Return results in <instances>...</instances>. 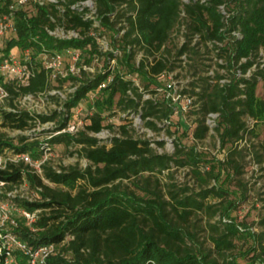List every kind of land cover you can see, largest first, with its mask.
Returning a JSON list of instances; mask_svg holds the SVG:
<instances>
[{"label": "trees", "instance_id": "1", "mask_svg": "<svg viewBox=\"0 0 264 264\" xmlns=\"http://www.w3.org/2000/svg\"><path fill=\"white\" fill-rule=\"evenodd\" d=\"M28 1L30 10L22 4L15 5L14 0H0V16L10 17L14 32L0 48V62L15 47L22 54L24 51L29 54L23 61L29 70L25 81L7 79L0 74V85L7 93L0 100V124L17 130L46 122L52 125L41 139L0 133V155L9 151L14 157L0 167V181L7 189L3 196L20 210L35 212L32 222L28 223L21 214L8 223L10 231L1 229L12 233L25 246V249L10 250V264H32V259L33 264H219L187 242L194 234L181 228L178 222L185 223L200 211L209 213V218L222 212L220 203L207 204L204 200L226 193L218 185L222 173L220 182L224 183L241 172L235 157L241 151L235 144L245 133L255 136L245 118L257 121L264 117V96L256 95L258 80L264 83V65L255 59L260 49L264 52V0H189L186 3L181 0H93L92 17L86 16L90 9L81 5L85 0H60L58 7ZM221 5L227 17L221 13ZM56 27L76 31L78 36L61 38L50 34ZM96 27L112 33L110 50L100 49L92 33ZM175 30L183 36L179 45L172 44L171 35ZM201 47L223 59V64H217L228 75L212 76L205 69L200 71ZM67 50H78L79 56H84L85 65L102 56L103 68L92 75L82 66L77 73L56 74L59 84L54 86L50 80L51 69L45 67L41 55L62 56ZM138 53L141 56L137 61ZM183 55L186 59L181 58ZM110 60L115 61L112 68ZM184 60L191 70V79L182 92L196 96L199 101L192 136L198 140L204 138L209 130L206 115L216 112L218 118L213 128L220 145L230 144L225 158L217 161L220 164L217 171L212 166L202 171L207 160L195 145H184L176 138L172 153H157L148 138L133 136L126 125H119L107 143L90 135L105 126L114 130L113 124H103L106 116L103 112L111 114L114 109L139 114L145 127L159 130L157 121H170L174 112L170 100L153 96L155 88L161 86L159 76L173 71L175 62ZM253 64L256 69L246 76ZM108 75L111 80L99 88ZM133 75L142 79V90L131 77L126 78ZM221 79L227 81L220 82ZM66 80L76 87L58 103L59 108L35 113L19 105L23 96L47 93ZM92 92L100 95L88 107L92 109L85 117L88 122L80 129L69 131L72 109ZM104 92H107L105 98L101 97ZM145 92L151 97L144 98ZM48 97L58 102L57 95ZM155 143L162 146L164 141ZM56 145L75 148L70 153L84 157L87 166L60 164L55 168L45 154ZM260 149L264 152L263 143ZM21 154H26L30 161L15 158ZM254 156L256 162H264L258 151ZM33 162H39L38 170ZM173 166L187 167L201 185L210 180L215 184L191 194L187 193L188 187L163 183V172L171 174ZM23 182L36 197L6 195ZM219 223L222 228L217 223L210 225L215 230L210 240L214 251L221 256L234 247L232 239L239 227L221 219ZM248 234L259 244L264 236V232L248 231ZM2 243L0 239V248ZM48 246L52 248L46 255L34 257L36 251ZM249 250L254 251L253 260L260 257V252L264 255L263 246L260 252H255L254 246ZM6 258L1 250L0 264ZM225 263L236 264L232 255Z\"/></svg>", "mask_w": 264, "mask_h": 264}, {"label": "rangeland", "instance_id": "2", "mask_svg": "<svg viewBox=\"0 0 264 264\" xmlns=\"http://www.w3.org/2000/svg\"><path fill=\"white\" fill-rule=\"evenodd\" d=\"M14 1L15 5L19 3V0ZM22 5L27 10L31 9V4L28 0H25ZM83 5L89 6L90 8H93L94 6L92 0L85 1ZM1 23L4 25V29L0 32V48H2L5 41L14 34L11 19L4 18ZM97 24L98 23L96 22L95 26H97ZM180 29L183 31L182 28ZM53 33L61 37L73 35L72 31H65L61 27H56ZM92 33L96 36L98 45L102 51L110 50L112 48L113 36L110 31L96 27V30H93ZM118 35H120V33ZM171 36L173 45H179L183 40V36L178 30H175ZM210 46L211 45L209 44V47ZM200 52L203 53L198 61L200 71L201 69H205L207 70V74L212 76H214L215 73L227 74L225 69L218 66L217 63L223 64L224 61L222 58H217L215 52L212 50L207 52V50L202 47ZM78 53V50H76L75 53L67 52L58 58H53L47 54L41 55L44 65L51 67L50 80L52 85L56 86L59 84L55 80L56 74L64 76L67 71H70V69L78 72L79 67L82 66L90 75H92L103 68L104 57L96 56L91 61L90 65H85L83 62L84 56L80 55L77 60L76 56ZM172 53H174V51ZM140 56L141 54L138 53L136 56L137 61ZM10 57H12L16 64H18L16 72L8 73L6 70L0 69V74L4 75L7 79L16 78L21 82L25 81L26 73L24 72L26 71L23 66L24 60L22 52L18 48H13L10 51ZM181 58L186 59L185 55L181 56ZM255 59L261 66L264 65V52L262 49H260L258 54L255 55ZM242 61H244V59ZM187 63L186 60L175 62L176 67L173 71L159 76L161 85H165L167 81L173 80L179 89L186 87L187 82L191 79V70ZM114 64V60L109 61L111 68ZM255 69L256 64H253L246 73V76H249ZM128 77H131L135 84L140 87V90H142V79L139 76H126V78ZM60 85L59 88H52L47 93H42L37 96L30 95L22 97L19 100V105L35 113L49 112L54 108H59L60 106H58V103L66 99L68 94L76 87L70 80H66ZM48 95H57L58 102H53ZM98 95H100L98 92L90 93L86 99L81 100L80 103L72 109L69 127H73L72 129L74 131L80 129L84 123L88 122L85 117L92 111V109H89L88 107ZM147 95L150 94L147 92L143 93V97H146ZM256 95L258 98L264 96V83L261 80H258ZM106 96L107 92L101 94V97L105 98ZM162 97V92L154 95V98L156 99H161ZM116 99L117 97L114 98V101H116ZM193 101L194 105L186 110L174 109L173 114L170 116V121H157V127L159 130L155 131L145 127L144 121L139 114L134 112H121L117 109H114L111 114H108L109 112L105 111L103 112L106 115L103 124H113L114 130L110 131L105 126L97 133L90 132V135L97 137L102 143H107L108 139L119 130V125H126L131 129L130 133L133 136L148 138L151 142L150 145L157 153H172L174 150V143L176 139H178L180 143L184 145H195L196 150L207 160L204 167L202 166V171L209 170L211 166L214 167V171H217L220 167V164L217 161L225 158L226 150L230 144L221 147L214 128L209 129L207 135L200 140L195 139L192 136L191 133L195 126V112L199 108V101H197L196 96H193ZM1 104L6 106V102H2ZM245 121L248 128H253L255 136L245 133L244 138L235 144V146L241 151L239 154L235 155L238 163L242 167L241 172L239 174H234L231 180H226L224 183L220 182L224 177V174L222 173L218 185H221L226 193L223 194L222 197L208 196L204 200L207 204L215 203V205H219L220 203L222 212H217L214 216L209 218V213L200 211L193 213L188 218L187 222H178L181 228L194 234V236L186 239L188 240L187 242L200 254L208 253L209 257L215 258L219 264H226L225 260L230 259L231 255L236 264H264V255H261L260 252V247H264V236L259 244L258 242H254L250 234H248V231L252 233L264 232V162H256L254 156V152L258 151V153L262 154L264 159V152L260 149V145L262 143L264 144V117H261L257 121L246 117ZM51 125L52 122H46L44 124H36V126L30 129L17 130L4 127L0 124V133H3L8 137H17L18 135L23 134L29 137L37 136L41 139L46 136L45 130L50 128ZM167 130L170 131V134L167 133ZM156 140H163V145L158 146L155 143ZM74 149L75 148L73 147L66 149L62 145H56L50 152H46L45 155L55 168L59 167L60 164H76L79 168L86 167L88 161L84 157L78 156L76 153H70V151H73ZM13 158V155L9 151H6L4 155L0 156V161L3 164L7 159ZM32 165L38 170L36 162H33ZM170 171H172L171 174H167L166 170L163 172L162 182L165 184L172 183L179 188L188 187L187 193L192 194L198 192L201 188H208L215 184L213 180H210L201 185L193 177L187 167L177 168L173 166ZM0 190V200L7 206L6 217H0V225H2V229L10 231L8 223L11 222V220L18 218L21 213L20 209L13 205L10 199L4 198L3 195L7 189L3 186ZM15 194L29 199L36 197L35 192L29 188L25 182L6 193L7 196ZM222 213L226 214L223 215ZM220 219L224 223L233 222L239 227L238 234L232 239L234 247L225 251L224 255L221 256L214 251L213 243L210 240V236L215 233V230L210 225L217 223L219 227L222 228V225L219 223ZM251 246L255 247V252H260V257H257L255 260L252 258L254 251L249 250ZM42 256L43 253L38 252L34 257L41 258ZM11 260L12 258H9V261Z\"/></svg>", "mask_w": 264, "mask_h": 264}, {"label": "built area", "instance_id": "3", "mask_svg": "<svg viewBox=\"0 0 264 264\" xmlns=\"http://www.w3.org/2000/svg\"><path fill=\"white\" fill-rule=\"evenodd\" d=\"M25 0H19L18 4H22ZM33 2H37L39 4H44V3H51V4H55L57 7L59 6L58 3L60 0H32ZM87 1V0H85ZM81 2V5L82 6H86V5H83V3L85 2ZM93 1V0H92ZM182 2L186 3L188 2L189 0H181ZM203 1V0H201ZM94 5V4H93ZM76 5H72V7H74ZM90 9L89 13L86 15L87 17H92V14L94 12V6L93 8H90L89 6H86ZM81 8V7H80ZM220 10H221V13L225 15V17L228 16V14L226 13V11L224 10V7L223 5H221L220 7ZM181 15H183V12H181ZM4 18H7V19H10V17H7L6 15L4 16H0V32L4 29V25H2L1 21L4 19ZM95 25V23H94ZM54 31V30H53ZM53 31H49L50 34H53ZM72 31L73 35L72 36H67V37H61V36H58V37H61V38H70V37H77L78 36V33L76 31H73V30H70ZM233 34H235L236 36H239V33L238 32H233ZM57 36V35H55ZM96 38V37H95ZM96 41H97V38H96ZM98 43V42H97ZM67 52H72V53H75L76 50H67ZM29 54H28V51H24L23 53V60L25 61L27 58H28ZM53 58H58L60 57L59 55H55V56H51ZM77 60L79 59V53L77 54ZM24 64V63H23ZM18 64H16V62L13 60L12 57H8V58H4L1 62H0V69H4L6 70L8 73H14L16 72V67H17ZM25 67V71L24 73H26V78L28 77L29 75V70L28 68L26 67V64L23 65ZM47 67V66H45ZM47 68H51L50 66L47 67ZM83 69H85L83 67ZM70 72L72 73H77L75 72L73 69H70ZM67 73V72H66ZM25 78V80H26ZM111 80V75H108L107 76V79L105 82H102L100 85H99V88H102L105 86L106 82H109ZM227 80L226 79H221L220 82H226ZM159 92H162L163 93V97H165L166 99L170 100L171 104L174 105V109H179V110H186L187 108H190L194 105V101H193V96L190 95L189 93H183L182 92V89H179L175 82L173 80H169L167 81V83H165V85H161L160 87H156L155 88V93L153 94L156 95L157 93ZM6 91L4 90V88L0 85V100L2 98H4L6 96ZM25 96H30V95H25ZM23 96V97H25ZM33 96V95H32ZM151 97V94L150 95H147L146 97L144 98H149ZM217 118H218V113L216 112H210L206 115V119H205V122L206 124L208 125L209 129H212L215 124H216V121H217ZM73 128V127H72ZM71 127H67V129L69 131H74ZM1 156V155H0ZM21 158L23 159L24 161H27L29 162V157L26 155V154H21V155H17L15 158ZM45 158H46V155H45ZM39 162H36V165L38 166ZM3 164L1 163L0 161V167L2 166ZM3 187V182L0 181V189ZM1 192V190H0ZM6 211H7V206L6 204H4L1 200H0V217L1 216H5L6 217ZM20 213L25 216L26 220L28 223L32 222L35 218V212H27V211H24V210H20ZM11 222H13V220H11ZM2 225H0V239L3 240V243H2V246L0 248V251L3 250L6 255H7V258L5 260V263L4 264H10L11 261H9V258L10 257V250L13 248V247H19L21 249H25V246L23 244H21L16 238L15 236L10 233V232H3L1 229ZM51 246H48V247H42L40 248L38 251H36L34 253V256L38 253V252H41L43 253V256L46 255L50 250H51ZM32 256H33V253H32ZM32 261V264H33V259L31 260Z\"/></svg>", "mask_w": 264, "mask_h": 264}, {"label": "crops", "instance_id": "4", "mask_svg": "<svg viewBox=\"0 0 264 264\" xmlns=\"http://www.w3.org/2000/svg\"><path fill=\"white\" fill-rule=\"evenodd\" d=\"M16 48V47H15Z\"/></svg>", "mask_w": 264, "mask_h": 264}]
</instances>
